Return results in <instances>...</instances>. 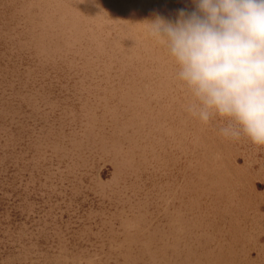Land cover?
I'll return each instance as SVG.
<instances>
[{
    "label": "rangeland",
    "instance_id": "374dc122",
    "mask_svg": "<svg viewBox=\"0 0 264 264\" xmlns=\"http://www.w3.org/2000/svg\"><path fill=\"white\" fill-rule=\"evenodd\" d=\"M181 10L0 0V264H264V146L149 34Z\"/></svg>",
    "mask_w": 264,
    "mask_h": 264
},
{
    "label": "clouds",
    "instance_id": "9594fccd",
    "mask_svg": "<svg viewBox=\"0 0 264 264\" xmlns=\"http://www.w3.org/2000/svg\"><path fill=\"white\" fill-rule=\"evenodd\" d=\"M175 22L157 17L149 34L167 47L194 97L189 113L226 119L223 137L264 146V0H194Z\"/></svg>",
    "mask_w": 264,
    "mask_h": 264
}]
</instances>
